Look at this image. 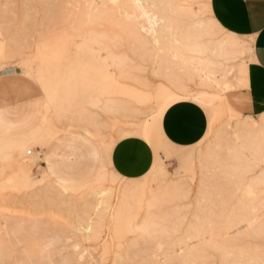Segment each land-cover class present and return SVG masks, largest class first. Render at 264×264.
<instances>
[{
  "label": "rangeland",
  "instance_id": "rangeland-1",
  "mask_svg": "<svg viewBox=\"0 0 264 264\" xmlns=\"http://www.w3.org/2000/svg\"><path fill=\"white\" fill-rule=\"evenodd\" d=\"M171 1L149 16L132 0H0V74L15 72L21 99H41L21 106L18 138L0 136V264H264L252 40L224 31L209 0ZM190 100L207 130L180 149L161 118ZM65 134L89 150L46 172L40 152ZM129 136L154 152L137 180L109 171Z\"/></svg>",
  "mask_w": 264,
  "mask_h": 264
},
{
  "label": "crops",
  "instance_id": "crops-1",
  "mask_svg": "<svg viewBox=\"0 0 264 264\" xmlns=\"http://www.w3.org/2000/svg\"><path fill=\"white\" fill-rule=\"evenodd\" d=\"M213 20L226 32L252 40L247 64L248 108L252 115L264 113V10L250 0H209ZM14 71L0 74V136L18 138L21 133V106L41 99H21L13 80ZM38 121V116H36ZM38 123V122H37ZM161 131L176 148L186 149L199 143L207 130V116L192 101H178L162 115ZM88 151L89 146L76 135H58L40 152V166L48 171L57 161H68L69 155ZM109 171L126 180L144 177L154 163L152 147L142 138L129 136L118 141L110 152ZM91 163V161H90ZM92 167V165L90 166Z\"/></svg>",
  "mask_w": 264,
  "mask_h": 264
},
{
  "label": "bare ground",
  "instance_id": "bare-ground-1",
  "mask_svg": "<svg viewBox=\"0 0 264 264\" xmlns=\"http://www.w3.org/2000/svg\"><path fill=\"white\" fill-rule=\"evenodd\" d=\"M178 0H172L171 2H173L174 4V8H175V6H177L178 4V2H177ZM182 1V0H181ZM158 2H159V0H145V2H142V0H132V2H130V3H132V8L134 9V10H140V12L142 13V14H144V15H149L150 16V12H149V9L151 8V7H156L157 6V4H158ZM180 3V2H179ZM182 5L181 6H183V3H181ZM169 6H170V3H169ZM173 7V6H172ZM169 8V7H168ZM173 8V9H174ZM182 8V7H181ZM175 10H177V9H174V11ZM178 10H180V9H178ZM188 10V9H187ZM182 11H183V9H182ZM153 12V11H152ZM179 12V11H178ZM155 13V12H154ZM177 14V13H176ZM175 14V15H176ZM182 14V13H181ZM192 14V13H191ZM141 15V14H140ZM178 15V14H177ZM188 15V14H187ZM136 16V15H135ZM148 16V17H149ZM181 16V15H180ZM153 17V16H152ZM177 17V16H176ZM183 17V16H182ZM185 17V16H184ZM150 20V19H149ZM154 20V19H153ZM180 20H181V18H180ZM148 24V23H147ZM147 24H146V26H147ZM155 26V25H154ZM153 27V26H152ZM147 32H148V30H146ZM154 31V30H153ZM151 32H152V30H151ZM159 33V32H158ZM153 34V33H152ZM172 97V96H171ZM171 99V98H170ZM188 100V99H187ZM202 100V99H201ZM191 101V100H190ZM196 101V100H195ZM203 102V101H202ZM165 103V102H164ZM199 103H201V102H199ZM166 104V103H165ZM165 106V105H164ZM164 108V107H163ZM163 110V109H162ZM162 113V112H161ZM160 115V114H159ZM162 115V114H161ZM251 140V139H250ZM63 188V187H62ZM147 252V251H146ZM127 263V262H126ZM134 263V262H133ZM137 263V262H136ZM138 264V263H137ZM140 264V263H139Z\"/></svg>",
  "mask_w": 264,
  "mask_h": 264
}]
</instances>
